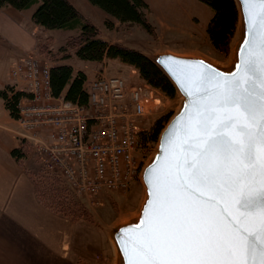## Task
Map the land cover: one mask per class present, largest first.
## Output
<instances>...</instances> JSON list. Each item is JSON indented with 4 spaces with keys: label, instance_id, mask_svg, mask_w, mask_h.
Returning a JSON list of instances; mask_svg holds the SVG:
<instances>
[{
    "label": "snow or ice",
    "instance_id": "obj_1",
    "mask_svg": "<svg viewBox=\"0 0 264 264\" xmlns=\"http://www.w3.org/2000/svg\"><path fill=\"white\" fill-rule=\"evenodd\" d=\"M243 2L253 38L233 73L162 61L190 104L122 230L128 264H264V0Z\"/></svg>",
    "mask_w": 264,
    "mask_h": 264
},
{
    "label": "rangeland",
    "instance_id": "obj_2",
    "mask_svg": "<svg viewBox=\"0 0 264 264\" xmlns=\"http://www.w3.org/2000/svg\"><path fill=\"white\" fill-rule=\"evenodd\" d=\"M68 1L97 28L99 38L137 50L145 55L152 56L159 52L192 55L204 58L220 67H227L240 38V23H238L228 53L215 51L205 33L213 10L198 0H144L148 5L147 21L153 27L151 33L146 32L137 24L119 23L113 20L88 0ZM35 8L36 5L20 12L23 17L28 18ZM106 18L112 21L111 27L105 26ZM9 20L0 10V91L7 85L16 84L18 87H25L22 81L10 77L11 69L20 62V52H28L36 56L46 62L49 68L52 64L63 61L61 63L72 66L74 71H83L86 81H91L96 73L122 77L125 80L127 92L135 86L148 84L138 76L134 69L118 60H105L97 63L77 58L73 50L66 45L69 37L72 42L77 43L79 29H43L31 23L35 26L33 34L27 22L23 21L19 29L9 23ZM62 47L64 49L60 51ZM62 56L69 57L61 59ZM151 87L154 92L146 106L147 116L144 118L143 131L151 128L154 122L164 115H169V120L180 105L181 97L178 93L175 97L169 98L159 89ZM3 113L4 108L0 96V115ZM141 145L140 169L152 158L157 140L146 144L141 142ZM25 148L27 155L25 167L28 168L29 165L28 171L31 176L40 178L38 182H41L44 188H42L44 194L41 192L35 194L36 199L43 207H45L43 201H46L54 208V211L57 209L55 205L60 202L63 212L57 214L76 222L77 245L80 249L90 250L91 258L87 259L89 263L83 258H80L79 262L81 264H116L111 233L120 224L133 220L139 211L144 199V188L139 175L124 191L100 192L93 196L80 195L73 192L66 184V186L61 184L56 176L46 175L39 155L30 144H25ZM35 180L37 181L36 178ZM59 196L61 199L58 198ZM46 197L49 199L45 200Z\"/></svg>",
    "mask_w": 264,
    "mask_h": 264
},
{
    "label": "built area",
    "instance_id": "obj_3",
    "mask_svg": "<svg viewBox=\"0 0 264 264\" xmlns=\"http://www.w3.org/2000/svg\"><path fill=\"white\" fill-rule=\"evenodd\" d=\"M10 77L26 87L14 118L21 141L32 146L47 174L85 196L128 189L140 172V133L154 92L149 84L127 92L122 77L96 73L85 82L87 103L80 105L52 95L49 67L32 54Z\"/></svg>",
    "mask_w": 264,
    "mask_h": 264
},
{
    "label": "trees",
    "instance_id": "obj_4",
    "mask_svg": "<svg viewBox=\"0 0 264 264\" xmlns=\"http://www.w3.org/2000/svg\"><path fill=\"white\" fill-rule=\"evenodd\" d=\"M88 1L119 23L137 24L146 32H152L153 27L146 17L148 5L144 0ZM198 1L205 3L213 10L212 17L205 28L209 43L215 51L227 54L238 24V9L235 0ZM35 5L36 8L30 16L33 24L43 29H79L77 43L72 42L69 37L67 38L66 46L72 49L74 55L80 60L97 63L105 60H118L120 63L134 69L143 81L159 89L167 97H175L176 91L174 87L155 63L137 50L99 38L97 28L88 22L68 0H0V9L12 8L16 11H25ZM110 18L104 20V24L107 27L112 25ZM63 49V47L60 48V51ZM48 51L50 52V50ZM67 57L69 56H62L61 59H66ZM49 81L53 96H62L65 100L80 105L87 103V95L83 88L86 82V75L83 71H74L72 66L68 64L54 63L49 68ZM0 96L3 100L4 109L9 116L16 118V106L20 99L27 96V94L21 91H14L11 86H7L0 91ZM168 118L169 115H164L158 118L151 128L142 131L140 133V141L143 144L155 142ZM25 149L24 144L23 147L13 149L11 155L17 161H20L26 155ZM46 175L51 174L46 173ZM55 176L59 178L61 184L65 185L62 178L58 175ZM32 177L35 194H40V192L44 194V188L41 182H38L40 178ZM53 190L57 192L55 189ZM58 198L61 199V196ZM47 199L49 198L46 197L45 200ZM43 203L52 212H63L60 202L55 205L57 206L56 211L46 201H43Z\"/></svg>",
    "mask_w": 264,
    "mask_h": 264
},
{
    "label": "crops",
    "instance_id": "obj_5",
    "mask_svg": "<svg viewBox=\"0 0 264 264\" xmlns=\"http://www.w3.org/2000/svg\"><path fill=\"white\" fill-rule=\"evenodd\" d=\"M0 10L19 29L27 22L34 34L31 15L26 18L11 8ZM29 54L20 52V62ZM11 87L26 94L25 87ZM24 144L15 119L4 109L0 115V264H81L80 258L89 263L90 250L77 245L76 222L41 206L29 165L25 167L27 155L20 161L11 155Z\"/></svg>",
    "mask_w": 264,
    "mask_h": 264
},
{
    "label": "water",
    "instance_id": "obj_6",
    "mask_svg": "<svg viewBox=\"0 0 264 264\" xmlns=\"http://www.w3.org/2000/svg\"><path fill=\"white\" fill-rule=\"evenodd\" d=\"M235 2L237 4V9H238V23H240V38L236 46L234 47L232 59L230 61L229 66L220 67L198 56L180 55V54H175L171 52H159L152 56L145 55L153 63H155L159 67V69L164 73V75L171 82L176 93L180 95L181 99H180V105L177 111L167 121L166 125L163 127V129L160 131L157 137V146H156V150L152 158L149 160L147 164L142 166V168L140 169L139 178L144 188V199L141 202L137 215L135 216L133 220L120 224L119 226L114 228V230L111 233L113 251L116 256V264H128L127 257L125 253L122 251V245L119 243V241L122 238V230L130 228V227H134L142 219L143 213L145 211V207L149 201L150 188L147 182V176H148L149 169L152 167H155L157 163V158L164 155V153L162 152V146L164 144L165 138L167 137L168 133L172 129L176 120L180 117L181 113L186 111V109L188 108L190 104V100L185 95L181 87L180 81L170 74V72L167 70V68L165 67L164 63H162V61H167L168 58H174L175 60H178V61L192 62L193 64L199 61H203L206 66H211L213 70L218 71L221 74L227 75V74L233 73L236 70V65L239 64L242 59V53L245 56L247 55L246 49L248 45H245V40L247 39L251 41L253 38V32L249 28V25H248L244 2L243 0H235Z\"/></svg>",
    "mask_w": 264,
    "mask_h": 264
}]
</instances>
